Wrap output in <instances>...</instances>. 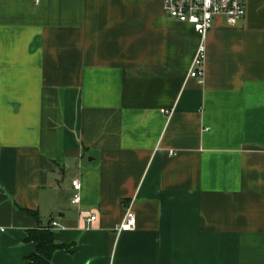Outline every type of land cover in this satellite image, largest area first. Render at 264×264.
Listing matches in <instances>:
<instances>
[{"label":"crops","instance_id":"obj_1","mask_svg":"<svg viewBox=\"0 0 264 264\" xmlns=\"http://www.w3.org/2000/svg\"><path fill=\"white\" fill-rule=\"evenodd\" d=\"M163 4L0 0V264L52 222V264H264V0L214 20L202 84Z\"/></svg>","mask_w":264,"mask_h":264},{"label":"built area","instance_id":"obj_2","mask_svg":"<svg viewBox=\"0 0 264 264\" xmlns=\"http://www.w3.org/2000/svg\"><path fill=\"white\" fill-rule=\"evenodd\" d=\"M247 0H164V12L167 16L183 23L191 24L201 36L203 43L197 50L192 67L189 71V78H195L199 83H204L206 46L205 40L213 27L217 17L225 18L229 25H236L241 22L246 14ZM76 193L73 197L75 204L81 202V181L74 178L71 181ZM89 214L86 211H82ZM96 219L95 214H89L87 221ZM52 228L59 226L57 222H52ZM136 228V215L131 207H128L125 217L117 226V231H130Z\"/></svg>","mask_w":264,"mask_h":264},{"label":"trees","instance_id":"obj_3","mask_svg":"<svg viewBox=\"0 0 264 264\" xmlns=\"http://www.w3.org/2000/svg\"><path fill=\"white\" fill-rule=\"evenodd\" d=\"M26 241L37 244V253L30 257L28 264H52L54 253L62 247L50 224L29 230Z\"/></svg>","mask_w":264,"mask_h":264}]
</instances>
